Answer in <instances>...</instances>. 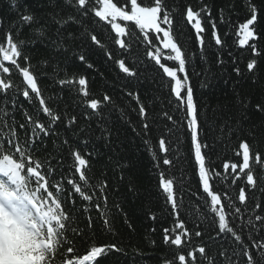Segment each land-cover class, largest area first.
<instances>
[{
    "label": "trees",
    "instance_id": "16d2710c",
    "mask_svg": "<svg viewBox=\"0 0 264 264\" xmlns=\"http://www.w3.org/2000/svg\"><path fill=\"white\" fill-rule=\"evenodd\" d=\"M144 2L148 3L149 0H144ZM253 2L260 9L256 26L259 40L256 43L261 55L255 57L258 61L256 83L252 82V75L246 70V63L252 58L251 51L246 46H239L235 35L238 24L247 18V0H203V3L212 9V16L216 19L218 31L221 37L226 40V47L218 49L211 38V25L205 18L207 29L204 33L205 59H201L194 30L180 15L175 16V26L182 31V35L178 38L183 44L185 52L192 56L191 63L188 65V73L194 100L200 114V137L202 142L209 145L208 149L204 151L211 167L220 172L222 176L227 175L226 182L215 177L211 181L214 190L221 192L231 183L233 175L231 169L227 174L224 173L223 164L225 162L229 164L242 163V156L236 155L241 140H247L254 151L264 154V113L257 112L254 107L255 104L264 102V0H253ZM48 4L49 0H17V9H13L10 0H0V21H3L5 30L10 29L13 24L16 27H21L19 16L27 10L37 17L40 24H47L51 34L57 25L51 22L47 13L59 12L62 16L76 15L75 9L65 5L63 0H56L54 8L49 7ZM167 4L170 8L176 7L180 12H183L186 5L198 9L201 0H167ZM120 6H125L123 0H121ZM229 6L232 7L229 8ZM221 8H225V16L231 17V23L234 26L231 31L226 25L219 22ZM94 19L96 18L90 16L85 23L91 26ZM118 22L127 24L131 31L138 32L131 22ZM37 26L34 24L31 27ZM105 27L110 30V25ZM69 31L79 35L81 29L77 25L70 24L64 29L65 34ZM225 32H229L227 37L224 36ZM30 33L31 28L28 25H23L19 37L26 38ZM3 35L4 33L0 32V39ZM98 35L102 41L107 40L114 56L120 55L122 50H119L118 45L108 39L105 31L98 29ZM80 44V40L71 42L69 52L58 53L56 58L60 61L61 69L66 68L70 74L78 73L88 77L89 90L93 97L99 98L104 93L112 97L113 102L101 109L103 120L93 116L90 121H86L83 115L86 109L73 103L78 97L70 95L67 89L61 92L60 87L53 83L52 68L41 66L42 59L49 56L48 50L43 45L38 43L35 46L28 45L24 48V53L31 57L33 71L38 75L43 72L49 73L48 76H40L39 84L44 90L45 98H53L50 106L55 109L58 105L61 113L67 106L68 113L78 117L77 125L72 130L65 128L64 121L61 120L55 127V131L60 133L59 137L41 136V140L34 146L35 157L41 161L49 159L51 166L55 168L52 181L59 180L61 176L64 177L66 191L63 204L65 211L72 218L71 226L66 232V237L71 243L64 244L59 248L53 257L55 264H62L64 260L85 255L91 246L113 243L123 251L101 257L98 264H164L165 260L173 259L176 251L186 254L189 250H192L197 256V264H207V261L195 251L201 245L206 247L209 257L216 258V264H228L227 260L220 257L219 254L227 251L231 256L233 251H240V246L230 234H218V223L213 222L214 216L205 214L206 209L203 206L205 194L199 184L197 170L194 169L187 122L178 121L173 124L162 116L163 111H168L174 118L183 116V112H176L175 101L169 96L168 88L163 86L167 83L168 78L163 76L162 70H159L158 66H154L153 62L147 60L143 44H134L133 56L127 57L129 65L133 67H135L132 63L134 57L144 59V66L139 68L138 78L127 77L121 73L116 64L107 59L103 50L95 48L85 41L84 51L96 70L87 69L75 56L71 55L72 47L75 46L79 51ZM156 46L162 47L159 41H156ZM163 51L166 55L167 50ZM218 53L225 61L222 66L216 62ZM234 60L235 64H233ZM168 65L173 66L172 62H168ZM6 66L11 67L7 63ZM145 66H147V75L149 77L155 75L160 81L159 85L150 79H145ZM234 67L241 69L242 77L235 74ZM60 75L63 77L64 73L61 72ZM4 76L10 78L16 85H20L22 82V76L15 69L12 70L10 77L8 74H4ZM202 82L207 83V87L202 88ZM127 91L138 92L141 103L147 109V122L151 124L147 136L144 135L143 121L138 115V105L132 97L126 94ZM15 99L16 107L14 109L11 103H6V98L3 96H0V105H6L10 113L9 123H12L14 117L16 130L23 138L25 132L19 129V124L25 123L21 106L23 109H27L30 114H34V118H37L35 116L36 102L30 104L22 95H17ZM241 101L248 103L247 109L242 108ZM38 118L41 122L48 123L47 117L42 113L38 115ZM98 124L110 129V144L103 138ZM87 125H90L87 136L83 133L78 137L74 135V132L80 127ZM222 128L223 131H221ZM229 128H231V134L228 132ZM161 135L166 138L170 146L169 158L174 161L173 166L162 165V169L165 170L166 175L174 177L178 181L176 194L180 205V217L185 221L190 233V237L179 250L175 246L163 243V229L171 228L174 225V216L171 213L170 205L165 202L164 193L157 187V170L153 166L152 153L149 151V146L154 150L158 148V138ZM85 138L89 140L87 145L81 143V140ZM64 139L68 140V145L63 144ZM146 139L149 141L148 146L144 143ZM72 148H78L82 153L95 150L100 154L90 158L91 168L87 171V175L92 184H98L103 180L108 182V203L107 209L104 210L110 221L107 228L103 225L104 216L95 210L94 204L89 205L76 194L71 197L67 195L72 189L66 184V180L75 178L78 181V177H74L70 170ZM157 154L160 157L164 155L159 152ZM58 161H60L59 164ZM121 164L127 165L123 169V180L119 178L121 175L119 165ZM253 171L259 178L258 185L254 190L246 188V205H239L236 199L239 187L245 186L244 179L237 181L236 185L229 190L233 201L241 207L239 217L229 216V224L238 234L242 235L244 243L249 246L251 244L249 235L256 240H264V224L254 220L256 214L264 216V191H261L264 189V168L253 164ZM130 182L135 191H129ZM73 200H75V204L72 203ZM224 203L227 204L228 201H224ZM257 203L261 205V208L255 209ZM101 204L103 210L102 201ZM85 207H89L90 211L84 212ZM193 210H195V216ZM152 214H155V220L150 218ZM89 216L93 222L91 228L87 227ZM249 218H253L254 228L247 224ZM72 228L78 229L79 235L75 234ZM196 231H200L202 235L196 237ZM69 246L74 248L72 254L67 253ZM253 251L255 253V250ZM234 264H244L243 258L234 257Z\"/></svg>",
    "mask_w": 264,
    "mask_h": 264
},
{
    "label": "snow or ice",
    "instance_id": "6c2138e0",
    "mask_svg": "<svg viewBox=\"0 0 264 264\" xmlns=\"http://www.w3.org/2000/svg\"><path fill=\"white\" fill-rule=\"evenodd\" d=\"M63 2L75 9L76 15L62 16L59 12L47 13L51 22L57 25L51 34L48 25L40 24L37 17L27 10L19 16L21 27H16L13 24L10 29L5 30L3 21H0V32L4 33L0 39V96L5 97L6 103H11L13 109L16 107L15 97L17 95H22L30 104L35 101V116L37 117L34 118V114H30L27 109H23L21 106L25 119V123L19 124V129L25 132L24 137L21 138L15 127L14 117L10 124L8 121L10 113L6 105H0V264H55L53 257L59 248L64 244L71 243L66 237L72 218L65 211L63 204L66 191L64 177L61 176L59 180L52 181L55 168L51 166L49 159L41 161L35 157L34 146L41 140V136L59 137L60 133L55 131V127L61 120L64 121L65 128L72 130L77 125L78 117L68 113L67 106L62 113L58 105L55 109L50 106L53 98L46 99L44 90L39 84L40 76H48L49 73L43 72L38 75L34 72L31 57L24 53V48L28 45L35 46L38 43L43 45L48 50L49 56L42 59L41 66L52 68L53 83L60 87L61 92L67 89L70 95L78 97L73 103L86 109L83 114L86 121H90L93 116L103 120L101 109L113 102L112 97L107 93L99 98L93 97L89 90L88 77L84 74H70L66 68L61 69L60 61L56 58L58 53L69 52L70 43L76 40L81 41L80 50L77 51L73 46L71 55L75 56L84 67L96 70L84 51V42L87 41L91 46L103 50L107 59L113 61L121 73L131 78H138L139 68L144 66V59L134 57L132 63L135 67H133L129 65L127 57L133 56L134 44L144 45L147 60L153 62L154 66H158V69L162 70L163 76L168 78L167 83L163 86L168 88L169 96L174 99L176 112H183V116L174 118L168 111H163V118L173 124L178 121L187 122L194 169L197 170L198 181L203 194H205L203 198L205 214L214 216L213 222L218 223V234H230L240 246L239 252L233 251L229 256L227 251H223L219 254L220 257L227 260L228 264H234L236 256L242 257L244 264H264V240H256L249 235L248 238L251 241L249 246L244 243L242 235L238 234L229 224V216L236 218L241 213V207L233 201L229 190L236 185L237 181L244 179L245 186L239 187L236 199L239 205L247 204L246 188L256 189L259 179L254 174L253 164L264 168V154L254 151L247 140H241L236 155L242 156V163L229 164L225 162L223 164L224 173L227 174L231 169L233 174L231 183L222 192L214 190L211 183L213 178L226 182L227 175L222 176L220 172L215 171L205 154L204 150L208 149L209 145L202 142L200 137V114L194 100L188 73V65L191 63L192 56L185 52L183 44L178 38L182 35V31L175 26V16L180 15L194 30L201 59H205L204 33L207 31L205 18L211 25V38L214 44L218 49L226 47V40L221 37L218 31L216 19L212 16V9L203 3V0H201L198 9L186 5L183 12H180L176 7L170 8L167 0H149L148 3H145L144 0H123L125 6H120L121 0H63ZM10 3L13 9H17V0H10ZM48 6L56 7V0H49ZM231 7L229 6V8ZM246 10L247 18L238 24L235 35L239 46H246L251 51L252 58L246 63V70L252 75V82L256 83L258 61L255 57L261 55L256 43L259 40L256 26L260 9L253 0H247ZM90 16L96 18L91 26L85 23ZM219 16L220 24L226 25L231 31L234 26L231 23V17L225 16V8L219 10ZM118 21L131 22L138 32L131 31L127 24ZM34 24L38 26L31 27ZM70 24L77 25L81 29L79 35L71 31L65 34L64 29ZM23 25H28L31 28V33L22 39L19 37V33ZM106 25H110V30L105 27ZM98 29L105 31L108 39L118 45L119 50H122L119 56H114L107 40L102 41L99 38ZM228 35L229 32L224 33L225 37ZM156 41H159L162 47H157ZM163 50H167L166 55ZM168 62H172L173 66H169ZM216 62L221 66L225 63L219 53ZM6 63L11 67L6 66ZM235 63L234 60L233 64ZM13 69L22 76L20 85L14 84L10 78L4 76V74H8L10 77ZM233 71L238 77L243 76L239 67H234ZM61 72L64 73L63 77L60 75ZM196 74L199 75V73ZM144 76L145 79H150L157 85L160 84L155 75L151 77L147 75V66H145ZM201 87H207V83L202 82ZM126 94L136 101L138 115L143 121V132L147 136L151 128V124L147 122V109L141 103L138 92L127 91ZM241 106L243 109H247L248 103L241 101ZM254 107L257 112L264 113V102H259ZM40 113L47 117V124L38 118ZM98 127H100L103 138L110 144V129L99 124ZM89 128L90 125L80 127L74 132V135L78 137L83 133L87 136ZM228 132L231 134V128L228 129ZM81 143L87 145L89 140L85 138L81 140ZM144 143L146 146L149 145L147 139ZM63 144L68 145V140L64 139ZM169 150L170 146L163 135L158 138L156 150L149 146L153 166L157 170V187L164 193L165 202L170 205L171 213L174 216V225L171 228L163 229V243L175 246L179 250L190 237V233L185 221L180 217V205L176 194L178 181L176 178L166 175L165 170L162 169V165L171 167L174 164L173 159L169 158ZM158 152L164 155L160 157ZM98 155L100 154L95 150L82 153L78 148L71 149L70 170L74 177H78L79 182L75 178L66 180V184L72 189L67 195L71 197L76 194L89 205L94 204L95 210L104 216L103 225L107 228L110 221L104 210L107 209L108 203V182L103 180L98 184H92L87 175V171L91 168L90 158ZM57 163L59 164L60 161ZM126 167V164L119 165L120 180L124 179L123 169ZM129 191H135L131 182ZM224 201H228V203L225 204ZM72 203L75 204V200ZM116 206L119 207V205ZM259 208L261 205L255 204V209ZM83 211L89 212L90 209L85 207ZM193 214L196 215L195 210H193ZM150 218L155 220V214H152ZM254 220L264 224V216L256 214ZM92 223V218L89 216L87 227L91 228ZM247 224L255 227L253 218H249ZM72 231L79 235L78 229L72 228ZM201 235L200 231L195 232L196 237ZM122 251L114 243L91 246L85 255L64 260L62 264H98L101 257ZM195 251L207 261V264H216V258L208 256L205 246L201 245ZM73 252L72 246L67 247V253L72 254ZM177 262L178 264H197V256L192 250L186 254L176 251L173 259L165 260L164 264H177Z\"/></svg>",
    "mask_w": 264,
    "mask_h": 264
},
{
    "label": "rangeland",
    "instance_id": "374dc122",
    "mask_svg": "<svg viewBox=\"0 0 264 264\" xmlns=\"http://www.w3.org/2000/svg\"><path fill=\"white\" fill-rule=\"evenodd\" d=\"M239 43V42H238Z\"/></svg>",
    "mask_w": 264,
    "mask_h": 264
}]
</instances>
